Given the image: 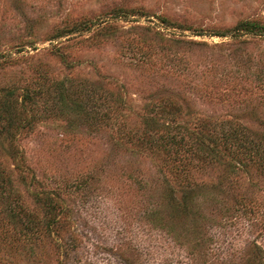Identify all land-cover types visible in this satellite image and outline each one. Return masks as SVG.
Returning <instances> with one entry per match:
<instances>
[{
    "label": "rangeland",
    "instance_id": "374dc122",
    "mask_svg": "<svg viewBox=\"0 0 264 264\" xmlns=\"http://www.w3.org/2000/svg\"><path fill=\"white\" fill-rule=\"evenodd\" d=\"M245 21L264 27V0H0V100L39 102L16 161L0 157V264H33L8 205L39 228L36 264H264V159L194 154L221 126L264 154V31L218 37ZM60 90L63 113L43 111ZM88 95L105 117L84 115ZM167 136L180 148L149 142ZM165 183L215 187L197 237L154 227Z\"/></svg>",
    "mask_w": 264,
    "mask_h": 264
},
{
    "label": "trees",
    "instance_id": "16d2710c",
    "mask_svg": "<svg viewBox=\"0 0 264 264\" xmlns=\"http://www.w3.org/2000/svg\"><path fill=\"white\" fill-rule=\"evenodd\" d=\"M263 31L264 27L259 23L245 21L239 23L232 30L218 35V37H226L229 33L234 37L247 33L260 34ZM60 91L61 93H59L57 100L53 99L51 102L45 100V102L42 103V106L45 108L43 111L62 112L65 103L63 104V90ZM15 97V94L10 92L6 95V97H4L3 100H0V157L3 160L11 159L16 161L18 151L13 140L18 132L30 126V121L26 120V107L29 105L38 107L37 103H39L36 101V97L28 96L25 97L24 101L21 102L20 105L16 102L17 100ZM168 98L172 97L169 96ZM169 100L171 99H168V105L175 104L174 101ZM109 103L110 100L107 96L97 99L95 98V95H88L84 101V115L92 118L93 120L105 117L107 115V111L109 110ZM65 109L64 114H66ZM73 111L77 114H80L83 109L76 105V108ZM172 117H174L173 114ZM148 122L151 124V128H149L150 131H154L157 126V122L150 119H148ZM147 124L148 123L146 121V125ZM254 137L255 136L253 133L244 127L221 126L219 129H215L210 136L209 140L212 142V146L206 147L204 146V140L199 141L195 151L196 153L194 154L200 155L202 157H210L215 160L217 157H221L220 150L226 149L228 154L234 158L242 157L248 159L249 161H255V159L258 160V158H261V161H263V146L257 142ZM149 142L155 146H162L163 144L166 146H176L180 148L182 140L176 141L174 137L167 136L163 138H150ZM1 164L2 163L0 162V191L2 194L7 192V194L12 195L13 191H11V184H9L10 180H5L3 175L4 170ZM214 188L215 187L213 186L206 187L202 186L201 184L194 185V187L183 189L180 192V195L177 196L174 194L175 190L165 183L163 189L164 194L161 195L160 198L158 197V199H153V202L150 203L154 207L150 210L149 215L153 221L154 227L156 229L164 230L167 223L166 219L176 221L179 220L178 223H182L181 225L183 228L189 231L191 235L197 237L198 229L201 224L200 220L202 218L201 211L205 209V207L207 208V205L210 201L218 202ZM40 201H42V205L43 208H45L46 213L50 214L53 212L54 205L49 197L41 198ZM14 207L15 206L13 205H8L10 219H12L14 222L17 220V223H19L17 233H19V237H21L23 244L28 246L31 262L36 264V246L38 240L37 230H39V228L37 229V226L34 225L29 219H25L24 221L20 219L16 213V209H13ZM49 225L50 223H46V229H48ZM192 249L195 250L194 247H192ZM6 264L16 263L13 261H7Z\"/></svg>",
    "mask_w": 264,
    "mask_h": 264
}]
</instances>
